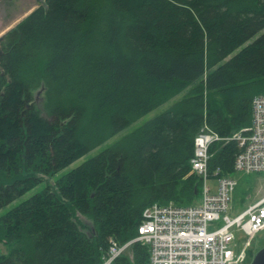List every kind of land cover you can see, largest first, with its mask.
Returning a JSON list of instances; mask_svg holds the SVG:
<instances>
[{"label": "trees", "instance_id": "16d2710c", "mask_svg": "<svg viewBox=\"0 0 264 264\" xmlns=\"http://www.w3.org/2000/svg\"><path fill=\"white\" fill-rule=\"evenodd\" d=\"M259 93L264 0H40L0 39V209L46 180L0 215V264H102L147 205L197 202L196 134L248 127ZM238 151L214 141L209 175L235 172ZM148 262L136 241L109 264Z\"/></svg>", "mask_w": 264, "mask_h": 264}, {"label": "built area", "instance_id": "2783aa9c", "mask_svg": "<svg viewBox=\"0 0 264 264\" xmlns=\"http://www.w3.org/2000/svg\"><path fill=\"white\" fill-rule=\"evenodd\" d=\"M251 122L231 137H221L206 124L194 138L191 173L201 178L197 203L176 205L157 202L142 211L138 234L122 245L112 240L109 264L130 244H145L148 264H237L244 251H236L238 241L250 242L264 229V191L261 197L234 216L227 214L236 180L231 176H212L208 172L209 147L214 141L233 139L239 151L234 158V170L261 172L264 178V94L251 100ZM214 177L215 188L207 178Z\"/></svg>", "mask_w": 264, "mask_h": 264}, {"label": "rangeland", "instance_id": "374dc122", "mask_svg": "<svg viewBox=\"0 0 264 264\" xmlns=\"http://www.w3.org/2000/svg\"><path fill=\"white\" fill-rule=\"evenodd\" d=\"M39 2L40 0H1L0 1V36L2 37V35L6 31L14 27L21 19H23L28 13H30L34 8H36L39 5ZM191 86L192 85H189L186 89L179 92L171 99L153 108L149 112L143 114L141 117L131 122L124 129H122L121 131H119L118 133L111 136L103 143H101L99 146L89 151L88 153L84 154L82 157L72 162L69 166L59 171L57 174L51 176L52 178H49V180L52 181V179L55 178L56 175L65 173L70 169L78 166L83 161L98 154L104 148L116 142V140L120 139L123 135L135 130L149 119L162 113L167 108H169L170 105H172L174 102L180 99L189 90ZM40 94L41 93H39V95ZM36 101L39 102V96ZM230 176L236 180V185L234 187V190L232 191L231 200L229 203L230 208L228 209L227 214H229L230 216H234L240 211H242L244 208H246L249 204L253 203L254 201L258 200L261 197L264 191V178H263V173L261 172L235 171ZM207 183L208 185L212 186V188L214 189L216 185V180L214 177H208ZM45 184H46V180H43L42 182L38 183L35 187L28 190L22 196L13 199L11 202H9L0 209V215H2L6 210L18 204L20 201L28 198L31 194L41 190ZM199 197H200V192L198 194V198ZM238 243L239 244L236 251L239 252L243 250L244 255L237 264H250L255 253L259 249L264 247V229L259 233H257L254 236V238L250 240V242L246 243L245 241L241 242L240 240L238 241ZM0 249L3 250V247L1 246Z\"/></svg>", "mask_w": 264, "mask_h": 264}, {"label": "water", "instance_id": "95a60500", "mask_svg": "<svg viewBox=\"0 0 264 264\" xmlns=\"http://www.w3.org/2000/svg\"><path fill=\"white\" fill-rule=\"evenodd\" d=\"M0 1H1V0H0ZM1 38H2V37L0 36V39H1ZM40 92H41V90H38V91L36 92L35 100H37V98H38ZM250 264H264V247L261 248V249H259V250L255 253V255H254V257H253V259H252V261H251Z\"/></svg>", "mask_w": 264, "mask_h": 264}]
</instances>
